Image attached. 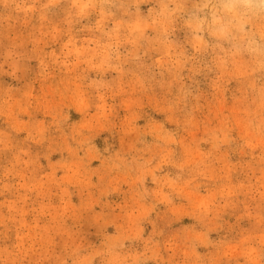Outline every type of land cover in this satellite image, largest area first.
<instances>
[{
  "label": "rangeland",
  "instance_id": "374dc122",
  "mask_svg": "<svg viewBox=\"0 0 264 264\" xmlns=\"http://www.w3.org/2000/svg\"><path fill=\"white\" fill-rule=\"evenodd\" d=\"M217 2L0 0V264H264V16Z\"/></svg>",
  "mask_w": 264,
  "mask_h": 264
},
{
  "label": "clouds",
  "instance_id": "9594fccd",
  "mask_svg": "<svg viewBox=\"0 0 264 264\" xmlns=\"http://www.w3.org/2000/svg\"><path fill=\"white\" fill-rule=\"evenodd\" d=\"M212 7L214 18L224 17V23L219 27L221 33L241 28L243 17L255 14L264 16V0H218Z\"/></svg>",
  "mask_w": 264,
  "mask_h": 264
}]
</instances>
